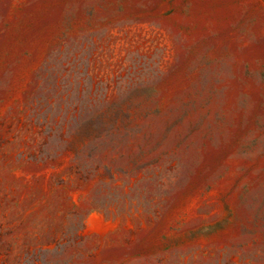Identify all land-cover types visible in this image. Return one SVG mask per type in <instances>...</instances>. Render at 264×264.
I'll return each mask as SVG.
<instances>
[{
    "label": "rangeland",
    "instance_id": "1",
    "mask_svg": "<svg viewBox=\"0 0 264 264\" xmlns=\"http://www.w3.org/2000/svg\"><path fill=\"white\" fill-rule=\"evenodd\" d=\"M0 264H264V0H0Z\"/></svg>",
    "mask_w": 264,
    "mask_h": 264
}]
</instances>
